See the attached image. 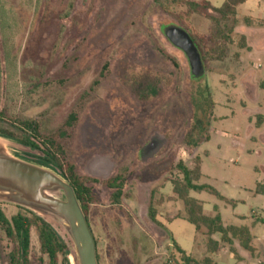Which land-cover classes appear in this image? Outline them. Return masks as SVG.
Instances as JSON below:
<instances>
[{
  "label": "rangeland",
  "instance_id": "374dc122",
  "mask_svg": "<svg viewBox=\"0 0 264 264\" xmlns=\"http://www.w3.org/2000/svg\"><path fill=\"white\" fill-rule=\"evenodd\" d=\"M186 9L181 0H0V131L19 139L17 127L26 119L39 129L38 150L3 137L0 150L35 165L47 139L55 153L60 147L63 155L56 157L74 166L94 197L86 219L98 264H181L174 243L188 254L196 244L200 256L210 254L204 228L172 219L185 215L172 194L176 165L193 168L196 157L202 159L199 184L240 203L233 209L204 192L190 196L206 215L217 206L224 225L250 228L255 248L264 240V221L251 224L253 211L264 220V197L253 194L264 184V138L255 128L264 114V61L255 54L249 66L232 34L221 60L200 45L204 74L192 77L186 56L164 36L170 26L183 28ZM190 24L201 33L211 29L197 14ZM154 137L161 148L140 157ZM115 177L121 179L118 204L107 186ZM21 208L0 200L7 218ZM37 215L66 244L68 263L79 264L65 224ZM9 249L0 229V264H7ZM215 260L229 262L224 253ZM47 262L32 229L29 264ZM64 263L60 255L57 264ZM250 264H264V254Z\"/></svg>",
  "mask_w": 264,
  "mask_h": 264
},
{
  "label": "trees",
  "instance_id": "16d2710c",
  "mask_svg": "<svg viewBox=\"0 0 264 264\" xmlns=\"http://www.w3.org/2000/svg\"><path fill=\"white\" fill-rule=\"evenodd\" d=\"M178 1L180 0H168V2L173 4ZM181 2L187 7L180 20L181 27L189 33L201 60L203 61V54L200 47L202 44H207V48L203 50L209 58L216 60L223 59L226 46L233 43V30L238 24V20L236 19V8L243 4L245 0H224L222 5L218 8L213 7L206 0H181ZM194 14L210 21L211 29L208 32L201 33L190 24V19ZM243 23L246 26L256 24L264 27V21H252L251 19L245 18L243 19ZM239 47L241 49L245 48L243 37L239 39ZM72 118L74 117L70 115V121ZM260 121L261 117L257 116L256 125H259ZM0 122L2 121L0 120ZM19 124L20 126L17 127L18 131L21 132L19 139L14 138L12 134L5 133L4 131H0V137L18 141L31 150H38V145L34 142L39 137L37 124L28 119L19 122ZM67 124H69V121ZM22 133H25L26 136L22 135ZM31 139H33V141ZM46 141L47 143L43 144L44 150L42 151V155L36 157V162L34 164L45 169L57 171L59 176L73 188L75 197L86 216L88 205L93 202L94 198L91 189L87 187L84 180L75 173L74 166L71 163L66 162L64 159L59 160L56 157V153H59L61 156L63 155L60 147L56 148L55 153L53 151L52 141L50 139ZM193 164V168H187L182 163L176 165L180 177L171 183L172 194L177 200L182 202L185 215L182 217L175 216L173 219L181 218L193 225L196 229L204 228L207 237V250L210 254L215 253L220 246L218 242L213 241L211 238L215 234H219L220 242L229 245L231 250L233 240H237L245 251L252 254V238L247 227L224 226L217 207L213 208L215 213L213 216H207L203 213L202 203L189 196L191 192L197 194L204 192L228 205H234L233 201L222 197L210 185L199 184L202 177L200 157H196ZM120 180L119 177H115L107 181V186L114 190L111 196L114 204H118L120 200ZM261 188V191L257 188L256 192L264 196V187L261 186ZM149 216L152 221H155V215L151 209H149ZM0 229L10 246L7 254V264H29L30 236L32 229L36 233L41 252L47 257V264H57L60 255L64 258V264H69L66 244L55 232L53 227L36 213L27 209H22V211L7 218L0 210ZM173 247L179 255L181 264H214L209 257L196 261L187 256L175 243ZM96 259H98L97 256Z\"/></svg>",
  "mask_w": 264,
  "mask_h": 264
},
{
  "label": "water",
  "instance_id": "95a60500",
  "mask_svg": "<svg viewBox=\"0 0 264 264\" xmlns=\"http://www.w3.org/2000/svg\"><path fill=\"white\" fill-rule=\"evenodd\" d=\"M164 36L186 56L192 77L202 76L204 66L189 33L170 26L164 30ZM162 144L159 138H152L140 150V157H153ZM57 194H62V199L57 198ZM0 200L62 221L79 264H98L95 242L74 190L53 171L10 157L0 150Z\"/></svg>",
  "mask_w": 264,
  "mask_h": 264
},
{
  "label": "crops",
  "instance_id": "0c3cea01",
  "mask_svg": "<svg viewBox=\"0 0 264 264\" xmlns=\"http://www.w3.org/2000/svg\"><path fill=\"white\" fill-rule=\"evenodd\" d=\"M206 1H208V0H206ZM208 2L213 7L218 8V7H220L222 5L224 0L220 4V6H215L210 1H208ZM238 13H240V15H238ZM245 18L251 19L252 21H264V0H245V2L243 4L239 5L236 8V19L238 20V24L235 26V28L233 30V34H238L239 37H243L244 38L245 48H243V49H245L247 51V57L246 58H247V60H249V66H251V63H254V61H255L254 58H253V56L255 54H257L259 56V57H257L256 62L264 61V27H260V26L257 27L256 24H253L251 26H246L243 23V19H245ZM259 114L260 115H258V116L261 117V121H260L259 125H257L255 128L257 130H260V132H261L260 137L264 138V114L261 113V112H259ZM201 165H202V159H201ZM201 174H202V172H201ZM261 186L264 187V184L258 183L255 186V189L253 191L254 195L263 196L261 194H257V192H256L257 188H258V190L261 191V189H262ZM191 193H193V192H191ZM190 194H189V196H190ZM222 197H224V196H222ZM225 199L234 202V205H228V204H226L225 202L222 201L225 205L230 206L233 209L236 208L237 204L240 203V200H234V199H229V198H225ZM202 207H203V203H202ZM215 207H217V206H215ZM212 212H213V215H214L215 213H214L213 210H212ZM218 212H219V209H218ZM203 213H204V210H203ZM219 214H220V212H219ZM213 215H207V216H213ZM229 215L231 216V218H233L235 220L237 219L238 222H240L241 220L245 219V217L242 216V215H237V214H234V213H229ZM220 216H221V214H220ZM173 218L174 217H172V219ZM251 218H252V223L251 224L253 226H255L258 223L262 224L263 221H264L261 218V216L256 211L252 212ZM221 220H222V217H221ZM253 220H254V222H253ZM222 223H223V221H222ZM224 226H234V225H224ZM235 227H247V226H235ZM248 229H249V233L251 235L250 228H248ZM205 237H206V235H205ZM211 238H212L213 241H216V242H218L220 244L219 249L215 253L204 255V256H200V250L199 249L201 247L198 246V244L193 245L192 248H191V250L193 251L192 253H194V256H192V253L188 254L186 251L182 250L180 246H178L176 243L175 244L187 256L191 257L192 259H194L196 261H199L198 260L199 258L209 257L213 261L214 264H217L215 258H218L220 256V254H222V253H224V255L227 256V258L229 259V262L227 264H250V262H253L255 259L258 260L260 254H264V240H262V238L261 239L259 238V240H258L259 245H258V249H257V248H255L253 246V243H252L253 236L251 235V238H252L251 247L253 249V253L252 254L247 252V251H245L239 245V242L237 240H233V244L231 246L232 250H231L229 245L220 242V235L219 234H215ZM206 244H207V237H206ZM206 249H207V246H206ZM198 256H200V257H198Z\"/></svg>",
  "mask_w": 264,
  "mask_h": 264
},
{
  "label": "flooded vegetation",
  "instance_id": "af4514ba",
  "mask_svg": "<svg viewBox=\"0 0 264 264\" xmlns=\"http://www.w3.org/2000/svg\"><path fill=\"white\" fill-rule=\"evenodd\" d=\"M156 221H157V219H156ZM155 221H153V223H154ZM158 224L160 225V223L158 222ZM161 226V225H160Z\"/></svg>",
  "mask_w": 264,
  "mask_h": 264
},
{
  "label": "bare ground",
  "instance_id": "6f19581e",
  "mask_svg": "<svg viewBox=\"0 0 264 264\" xmlns=\"http://www.w3.org/2000/svg\"><path fill=\"white\" fill-rule=\"evenodd\" d=\"M52 219H55V218H52Z\"/></svg>",
  "mask_w": 264,
  "mask_h": 264
}]
</instances>
